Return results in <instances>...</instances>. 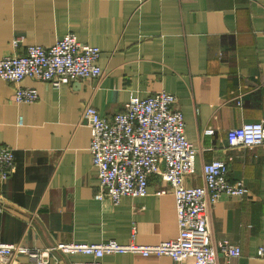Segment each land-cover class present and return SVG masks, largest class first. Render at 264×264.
<instances>
[{
	"label": "crops",
	"instance_id": "obj_1",
	"mask_svg": "<svg viewBox=\"0 0 264 264\" xmlns=\"http://www.w3.org/2000/svg\"><path fill=\"white\" fill-rule=\"evenodd\" d=\"M68 33L102 50V77L60 87L25 78L23 87L38 90L34 103L18 102L17 85L0 78V144L15 162L0 178V242L47 249L177 238L176 200L156 175L145 196L118 205L97 199L101 180L82 117L92 105L112 119L132 95L166 91L179 98L187 137L199 149L187 186H203V165L218 159L228 163L229 180L249 190L222 196L210 210L214 244L228 240L241 250L239 258L219 252L218 264H264V145L228 141L231 129L264 121V0H0V59L16 36L52 46ZM208 128L215 134L205 135ZM54 257L49 264H179L134 253ZM11 264L38 263L22 255Z\"/></svg>",
	"mask_w": 264,
	"mask_h": 264
},
{
	"label": "built area",
	"instance_id": "obj_2",
	"mask_svg": "<svg viewBox=\"0 0 264 264\" xmlns=\"http://www.w3.org/2000/svg\"><path fill=\"white\" fill-rule=\"evenodd\" d=\"M13 51L0 59V78L17 85L16 100L34 103L38 90L23 87L25 78L49 82L55 87L79 79H95L104 75L99 65L102 50L80 42L74 33L59 38L52 46L25 44L24 36L12 40ZM175 95L161 91L141 99L132 95L124 110L112 119L102 116L87 105L82 117L92 134L90 152L100 181L98 200L110 199L118 205L125 196L148 194L149 178L156 175L169 185L175 197L179 235L159 244L143 245L115 240L102 243H57L47 249H30L20 244L0 242V263H14L27 256L38 264H49L54 254H86L98 259L118 253H134L145 257L169 256L184 264H218V253L239 258L241 250L228 240L214 244L210 229V210L224 195L244 197L249 190L243 181L231 182L229 165L214 160L203 165L204 185L187 186L196 172L197 146L187 137L186 122L177 107ZM205 135H213L208 128ZM230 147L264 145V121L248 122L228 132ZM15 171L14 152L0 144V178L6 180ZM259 256L264 249H259ZM55 258V257H54ZM73 264H102L100 261Z\"/></svg>",
	"mask_w": 264,
	"mask_h": 264
}]
</instances>
